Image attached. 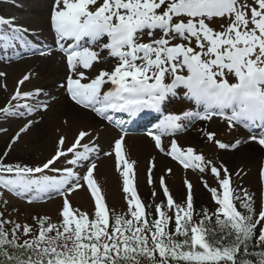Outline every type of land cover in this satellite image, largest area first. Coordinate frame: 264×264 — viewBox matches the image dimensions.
<instances>
[{
  "label": "snow or ice",
  "instance_id": "6c2138e0",
  "mask_svg": "<svg viewBox=\"0 0 264 264\" xmlns=\"http://www.w3.org/2000/svg\"><path fill=\"white\" fill-rule=\"evenodd\" d=\"M213 18L225 21L219 30L210 26ZM12 23L0 16V25ZM50 23L66 53V90L76 104L102 116L108 110L132 116L145 109L159 112L168 95L183 86L186 96L203 106L202 112L165 115L157 125L160 134L154 135L158 147L162 135L184 127L182 120H210L226 111L231 112L226 117L230 127L264 128V0H54ZM105 50L104 59L115 60L111 70L89 74ZM22 95L32 93L17 90L12 99ZM11 107L9 103L0 111L8 113ZM87 135L81 131L66 151L61 137L56 154L42 166L6 164L0 158V184L6 188L64 194L59 222L43 216L34 218L35 226L21 224L0 212V264H264V193L257 212L254 194L237 193L227 168L213 165L210 171L219 185L210 188L214 210L196 211L190 182L185 201L177 203L161 178L166 203L158 204L153 215L136 190L134 162L125 158L121 137L115 153L128 209L113 214L94 179L97 165L90 154L96 147L85 144L84 151H76ZM214 138L210 133L209 139ZM18 139L19 134L13 143ZM258 143L264 146V136ZM67 153L74 155L72 165L89 162L83 174L67 168L59 178L35 176ZM169 154L201 172L210 163L192 148L182 151L175 141ZM85 185L94 198L92 217L74 209L68 199Z\"/></svg>",
  "mask_w": 264,
  "mask_h": 264
},
{
  "label": "rangeland",
  "instance_id": "374dc122",
  "mask_svg": "<svg viewBox=\"0 0 264 264\" xmlns=\"http://www.w3.org/2000/svg\"><path fill=\"white\" fill-rule=\"evenodd\" d=\"M4 1L5 0H0V10L9 8L7 5H12V2L10 3ZM49 2L50 0L48 3ZM25 3L33 4V9L27 11L26 13L21 11L14 12V17H18L19 23L25 24L27 27H39V23L33 19V16L36 15L37 9L43 10L46 1L32 0L30 2H22V4ZM46 13L48 14V10H46ZM9 16L7 17L9 18ZM24 21L29 24H26ZM211 21L209 23L210 26H212L214 22ZM218 21L219 26L225 23L223 20ZM50 62H55L56 65H61V63H59V59L57 57H53L50 59L43 58L28 60L2 68L5 70L6 74L4 77H0V109L8 107L9 103L13 100L11 90L15 85L16 79L24 71L36 68L34 72L38 74L39 78H44L46 81L47 76L44 75V71H50V69H48ZM100 66L103 68L101 64ZM64 74L65 71H63L62 75H59L57 79L54 80L55 82L52 84L53 88L54 84L63 78ZM36 81H38V79ZM28 84L29 82L27 83V86L29 87L30 85ZM58 101L59 100L54 102L48 110L41 111L36 118H33L34 115L30 116L31 119L26 121V125L24 126H22L21 120L14 121L5 118L0 120V158H3L4 163L20 164L22 166L27 165L29 167H35L37 165L42 166L56 154L59 145V137L64 136L71 139L74 137L75 133L78 132V130L91 129L90 127H84L85 123L82 120L77 119V121H71L70 116L67 114L58 113L59 111H62ZM17 109L19 108L15 105L11 107L10 110L17 111ZM183 109H187V105L185 102L180 101L174 104L172 111H180ZM59 117H63L64 120L56 121ZM50 121L54 122L48 123ZM62 121L71 126L74 134H72V132L57 129L58 125ZM30 122L31 126L27 128V131L21 132V129L29 125ZM204 122L206 126V135L202 134L200 138L196 139L193 136V132L188 134V131L185 134L177 136L178 142L183 149L187 150L188 148H192L195 150V154L203 155L206 162L210 161L203 172L195 167L186 169L181 166H172L170 160L164 154L159 152H157L158 154L156 153L151 142L146 138L142 140L143 143L137 151V138L128 137V139H125L126 159L128 160L130 158L132 161H128L134 162L135 170L137 169L138 172V176L136 174L134 176L138 187L137 190L139 192L142 191V200L146 206H148V210L151 211L153 215H155V208L158 204L162 201L166 203L163 188L158 182L161 178H163L169 192L177 203H183L185 201L188 192L186 182H190L192 184V194L195 207H211L214 210L217 205L214 203L210 188L216 187L219 189V185L218 179L210 171V168L213 165L221 169L227 168L228 172L232 174V187L241 195L243 194L242 190H247L248 192L254 194L256 198L255 206L257 212L260 210L261 195L264 193V180L261 179V171L263 169L260 158L261 156H259L255 162L250 163H247V160H241L239 157L237 161H232L234 163L230 165L227 160L229 158L232 159V157L227 156L226 154L232 151H229L226 148H220L217 143L220 142L234 147V145H245L249 143L248 140H250L254 143V146L258 147V142L250 139L248 135L236 127H233L235 130L229 132L226 129L231 128L229 123L215 122L214 120H204ZM104 131L101 133H104ZM210 133H215L214 139H209ZM17 134H19V139L15 140L13 143ZM103 135H89L87 139H84L81 143V147H79L77 151H84L82 145L85 144L89 145V147H96V151L90 154L91 160L93 161L98 157H103L97 161V167L94 170V177L97 178L102 189L103 186L107 187V190L110 189L108 191V201L113 210L125 212L128 209L126 203L127 194L123 191L124 185H122L121 176L118 171L115 170L114 166V157L111 150L112 142L114 140L113 135ZM241 140L244 141L237 144V141ZM70 141L71 140H69L68 143ZM68 146L67 142H65L63 149L67 150ZM6 152L7 156L4 155ZM153 153H156V156H153L155 164L154 166H150L148 161L150 157H152ZM73 158V153H67V155L62 157L56 165L50 166L49 169H45L43 173H37L35 176L48 175L59 178L64 174L63 170L67 168H72L74 171L83 174L85 171L83 165L88 164L89 162L82 161L77 165H72L69 161ZM52 169H59L60 171ZM169 169L171 170L170 172L168 171ZM149 173H151V176H153L152 173L155 175V181H152V183H149ZM237 173H239V175H237ZM205 181L209 187H205ZM49 191L57 190L52 189ZM1 197L2 196L0 195V212L4 213V218L6 220L10 219L21 224H30L35 226V217L48 216L51 217L53 222H59L62 219L60 214L63 206L64 194L61 196L56 194L47 197L45 201L33 203L24 202L12 197L9 194H5L6 198ZM68 199L74 209L86 212L90 217L94 215V199L88 192H86L84 187L71 192L68 195Z\"/></svg>",
  "mask_w": 264,
  "mask_h": 264
},
{
  "label": "bare ground",
  "instance_id": "6f19581e",
  "mask_svg": "<svg viewBox=\"0 0 264 264\" xmlns=\"http://www.w3.org/2000/svg\"><path fill=\"white\" fill-rule=\"evenodd\" d=\"M26 1H30V0H26ZM46 1V3L44 4L43 10H36V15L33 16V19H35L38 23H39V27L37 28H33V29H38V28H42V32L41 35L45 36L48 28H49V24H48V20H49V14L46 13V10H48V12L51 9L50 2L48 3L49 0H44ZM4 2H8V1H4ZM10 5H7V7H9ZM7 11H5L6 13ZM33 21V20H32ZM50 65L48 66V69L50 68ZM63 72V68L60 66L58 67V73ZM44 73H48L44 71ZM23 74H21L18 79L22 76ZM51 80H48V82L45 83L44 86H37L38 88L43 89L42 91H47L48 89H50L51 86ZM38 99V97L36 98ZM59 105L61 106V110L58 113H65L68 116H70L71 121H77V119L84 121V127L86 128H92V129H97L98 126H100V124H104L103 121H101L97 116L96 113L90 111V110H86L83 109L81 107H79L77 104L71 102L69 99H67V97L65 95L62 94L61 98L58 101ZM64 120L63 117H59L56 119V121H61ZM54 121H50L48 123H53ZM22 126L26 125V121H22L21 122ZM201 127L199 126L198 129H200ZM58 130H63V131H68V132H72V128L70 125H68L66 122H61L58 127ZM109 131H105L104 134H106ZM72 134H74V132H72ZM139 144L141 145L143 143L142 138L139 139ZM227 156H231L232 159H228V163L230 165H232L234 162L232 161H237L238 158L240 157L241 160H247V163L250 162H255L259 156H263L262 155V150L259 147L254 146L253 144H247V145H241L238 148H234V150L232 152H228L226 154ZM260 157V158H261Z\"/></svg>",
  "mask_w": 264,
  "mask_h": 264
}]
</instances>
